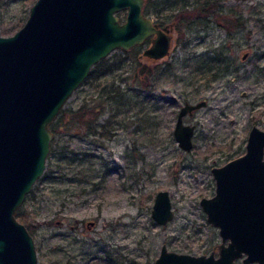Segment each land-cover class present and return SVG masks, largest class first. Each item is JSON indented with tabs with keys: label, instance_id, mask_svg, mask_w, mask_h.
<instances>
[{
	"label": "rangeland",
	"instance_id": "374dc122",
	"mask_svg": "<svg viewBox=\"0 0 264 264\" xmlns=\"http://www.w3.org/2000/svg\"><path fill=\"white\" fill-rule=\"evenodd\" d=\"M34 1L0 0L1 33L20 28ZM199 2L146 0L148 15L173 24L170 53L141 57L149 40L128 54L116 49L107 57L125 56L118 72L87 77L64 103L103 110L87 112L98 114L96 130L77 122L54 133L46 168L17 210L34 228L39 264H154L163 243L199 254L221 242L200 200L216 191L212 167L245 152L253 124L264 128V0H218L209 13ZM113 80L126 95L102 100ZM200 100L184 116L195 125L186 150L174 136L177 115ZM161 189L174 210L166 224L152 216Z\"/></svg>",
	"mask_w": 264,
	"mask_h": 264
},
{
	"label": "water",
	"instance_id": "95a60500",
	"mask_svg": "<svg viewBox=\"0 0 264 264\" xmlns=\"http://www.w3.org/2000/svg\"><path fill=\"white\" fill-rule=\"evenodd\" d=\"M145 2L35 0L20 28L0 31V264H39L34 237L16 213L46 168L52 121L94 64L148 38L141 57L156 60L170 53L173 24L154 21ZM205 103L186 101L180 107L174 136L183 149L192 148L195 131L184 116ZM212 172L216 191L200 203L221 242L199 254L163 243L154 264H237L239 258L264 264V128L253 124L245 152ZM152 216L161 224L173 219L167 189L157 191Z\"/></svg>",
	"mask_w": 264,
	"mask_h": 264
},
{
	"label": "trees",
	"instance_id": "16d2710c",
	"mask_svg": "<svg viewBox=\"0 0 264 264\" xmlns=\"http://www.w3.org/2000/svg\"><path fill=\"white\" fill-rule=\"evenodd\" d=\"M198 4V7L201 11H206V12H211L215 7L218 5V0H200ZM122 52V51H120ZM131 51H125V54L130 53ZM116 56V57H115ZM124 55H117L115 54L113 57H105L98 61L94 66L92 67L89 75L87 77H90L92 75H105L111 72H118V68L122 66L123 61H124ZM138 64H140L138 62ZM116 80L124 81L126 80L127 76H121L120 73L119 75L115 74L113 76ZM146 84V83H145ZM102 91H107L105 94H101V99L106 100L109 97L113 100L118 99V97H123L126 95V90H123L120 86V84L116 83L115 80H113L108 87V89H102ZM118 96V97H117ZM87 99V98H86ZM89 101H83V103L78 106L77 108L69 107V108H62L60 111V114L55 118V120L51 123V128L53 130V133H56L58 129L65 125L66 123H81L85 125L88 129L94 128L96 130L97 124L95 123V119L98 118V114H95V119L94 120H89L87 117V112L92 111V113H96L97 110L101 109L103 110L102 107H98L97 105H93L89 107ZM100 106H101V101H100ZM99 113V112H97ZM101 133L108 135V137H111L114 133L110 129H104L101 130ZM20 214L19 212H17ZM27 227L31 232H33L34 228L32 227L31 224H28Z\"/></svg>",
	"mask_w": 264,
	"mask_h": 264
},
{
	"label": "flooded vegetation",
	"instance_id": "af4514ba",
	"mask_svg": "<svg viewBox=\"0 0 264 264\" xmlns=\"http://www.w3.org/2000/svg\"><path fill=\"white\" fill-rule=\"evenodd\" d=\"M155 21V20H154ZM158 22L160 25H163L164 23H161L160 21H156ZM149 40L150 41V38L146 39V41ZM146 41H144L143 43H145ZM142 44V43H141Z\"/></svg>",
	"mask_w": 264,
	"mask_h": 264
}]
</instances>
